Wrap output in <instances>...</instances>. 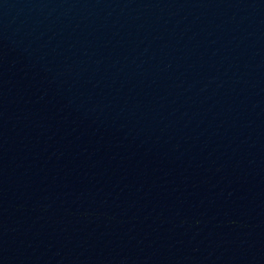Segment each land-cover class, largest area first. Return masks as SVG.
Here are the masks:
<instances>
[{
  "label": "water",
  "instance_id": "95a60500",
  "mask_svg": "<svg viewBox=\"0 0 264 264\" xmlns=\"http://www.w3.org/2000/svg\"><path fill=\"white\" fill-rule=\"evenodd\" d=\"M0 264H264V0H0Z\"/></svg>",
  "mask_w": 264,
  "mask_h": 264
}]
</instances>
